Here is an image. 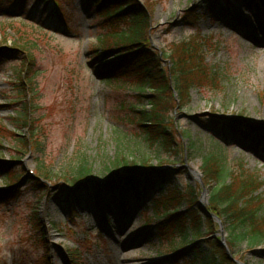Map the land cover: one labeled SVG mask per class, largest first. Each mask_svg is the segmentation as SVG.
Masks as SVG:
<instances>
[{"label":"rangeland","instance_id":"1","mask_svg":"<svg viewBox=\"0 0 264 264\" xmlns=\"http://www.w3.org/2000/svg\"><path fill=\"white\" fill-rule=\"evenodd\" d=\"M12 1L0 0V163L7 162L8 167L13 164L9 171L0 168V190L13 194L8 201L0 203V264H35L43 261L44 254L48 264H68L70 257L77 264H174L168 251L171 240L161 236L156 227L164 218L155 216L153 204L147 201L137 205L129 201V213L124 215L117 202L118 193L108 188L113 181L119 180L122 184L127 173L124 168L117 178L99 173L104 158L113 160L117 153L129 159H150L151 168L135 173L141 180L147 172L171 170L178 190L185 193L188 187L193 188L197 201H201L203 193L208 200L210 193L202 171L203 159L218 154L228 173L259 176L262 180L259 191L264 196V8L261 0H230L233 1L230 10L223 2L214 12L209 0H138L149 6L151 13L148 49L168 53L174 43L196 36L204 42L199 52L221 83L216 90L193 88L190 103L171 113L179 132H188L190 137L181 142L184 151L170 158L156 147L149 149L144 145L142 130L132 119L133 113H137L128 108L136 100L135 93L118 87V83L102 80L111 76L117 56H105L96 50L97 37L107 27L106 22L100 21L98 9L101 7H96L97 0H61L69 32L59 29L62 26L56 19L45 24L47 29L36 28L43 20L41 8L37 10L27 3L21 5L20 0H14L13 6ZM99 3L102 8L105 4L111 6L105 0ZM195 7L201 19L198 28L192 29L183 24L182 15ZM19 40L32 47L35 65L33 69L30 66L25 69L23 78L36 72L38 95L33 97L30 93L27 98H33L34 106L40 108L37 124L43 154L25 149L21 155L18 151L21 146L13 134L12 117L19 107L16 102L24 99L17 94L18 64L22 59L14 43ZM162 64L171 66L168 60ZM146 107L140 105L137 109ZM207 113L218 115L223 122H239L250 128L251 133L243 135L226 127L221 134L214 135L202 122ZM191 141L196 147L193 148ZM136 148L140 151H135ZM85 158L94 163L95 171L81 183L72 185L71 190L77 196L74 213L54 197L31 194L30 176L40 173V160L52 174L61 176L70 164ZM196 167L199 176L194 173ZM20 169L25 172L21 181L13 185L9 177ZM56 182L55 178L47 183ZM63 183L60 179L55 186ZM166 187L156 194L146 193L159 196L166 192ZM96 189H100L103 200L112 202L110 209L96 206L92 199ZM207 205L210 211L208 203L204 207ZM187 206L182 203L180 207ZM36 211L42 217L48 251L35 226ZM103 211L111 220L108 225L102 223ZM153 217L150 224L148 219ZM221 224L223 236L227 237V225L223 221ZM195 245L206 249L201 240L195 244L189 241L183 248L187 259L195 255ZM235 254L240 264H264V243L256 247L238 244Z\"/></svg>","mask_w":264,"mask_h":264},{"label":"trees","instance_id":"2","mask_svg":"<svg viewBox=\"0 0 264 264\" xmlns=\"http://www.w3.org/2000/svg\"><path fill=\"white\" fill-rule=\"evenodd\" d=\"M20 1L21 5L27 3L37 10L41 8L40 14L49 19L52 18V21L59 13L61 19L67 24L62 3V9L58 12L53 8L50 0ZM100 1L104 0L97 2V7H101L102 10L99 14L100 21L106 22L107 27L104 26L97 37L96 50L105 56H117V62L112 63L111 76L104 80L118 83V87L129 88L135 93L136 100L129 103L128 108L137 113V115L133 113L132 119L135 120L136 126L142 130L144 145L146 144L149 149L156 147L159 151L167 154L169 158L171 155H179L184 151L182 140L190 137V134L179 132L170 117L171 113L177 108L183 109L190 103V91L193 88L216 90L221 85L220 81H217V74L206 64L204 56L199 52L200 48L204 46L203 40L197 39L196 36L184 39L174 43L168 53L164 50L161 53L149 50L151 28L149 6L141 5L138 0H105L111 3V6L105 4L102 8ZM219 1L210 0L213 6ZM197 10L195 7L184 12L182 15L184 25L189 28H198L201 18ZM14 46L23 55L22 61L18 64L20 81L17 84V94L20 99L21 97L24 99L16 102L19 107L14 112L15 116L12 117L13 134L17 137V143L22 149L17 150L22 155L25 154L23 150L32 147L36 153L43 154V144L37 124L40 121L37 117L40 114V108L34 106L33 98L31 100L27 98L30 93L33 94V97L38 95L36 72L33 71L32 74L26 76V79L23 78L25 69L29 66L33 69L35 65L31 53L32 47L20 40L14 43ZM210 46H213L212 42ZM167 60L171 63L170 67H164L162 64ZM10 105L15 104L11 103ZM140 105L147 107L139 110L137 108ZM202 122L214 135L215 133L221 134L226 127L243 135L251 133V129L243 127L241 123L234 120H226L225 123L213 113H207ZM25 129L29 130L28 135ZM191 145L193 148L196 147L194 141H191ZM135 151H140V149L136 148ZM145 158L142 157L141 160L129 159L125 154L117 153L113 160L108 157L104 158L99 173L118 176L122 167L130 174L138 171L145 172L152 166L150 159ZM39 164L40 173L38 175L43 180L31 179L32 187L31 191L29 190L31 194L54 197L64 208L74 213L76 195L69 185H75L93 174L94 163L85 158L70 164L69 168L63 170L61 176L52 174L48 170V165L46 166L42 160ZM7 165L0 163V168L2 167L5 171L12 170V165L9 167ZM202 171L210 189V212L221 218L227 225V245L233 257L235 258L237 254H235V250L238 244L247 243L249 246L256 247L264 243V196L259 191L262 187L260 177L246 173H228L226 164L218 154L204 157ZM23 173L24 170L20 169L12 173L9 179L15 184ZM55 178L57 182L49 185ZM60 179L64 180L65 184L55 186L59 184ZM165 185L167 187L164 194L153 196L161 189V186ZM108 188L118 193L120 198L132 195L138 202L150 198L155 205L162 208L161 211L156 212L164 218L158 229L161 236L171 240L168 251L175 264H237L228 255L220 239L213 237L218 229L217 223L212 217L203 213L202 207L197 204L195 190L191 187H188L185 193L178 190L171 170H160L154 174L148 172L143 180L133 175L124 179L122 184L113 181ZM147 189L154 191L152 196L146 193ZM96 190L98 191L95 193L94 202L99 206L102 193L100 189ZM10 196H13L12 192L0 191V200ZM182 203L188 204L186 209H181ZM34 213L33 216L37 221L35 226L41 232V239L47 250L43 223L40 221L38 212ZM198 240L204 242L206 249L203 250L200 246L195 245V255L192 259H187L185 251L182 249L189 241L195 243ZM42 260L35 264H48L46 254L42 255ZM72 264H77L76 259L72 260Z\"/></svg>","mask_w":264,"mask_h":264},{"label":"water","instance_id":"3","mask_svg":"<svg viewBox=\"0 0 264 264\" xmlns=\"http://www.w3.org/2000/svg\"><path fill=\"white\" fill-rule=\"evenodd\" d=\"M115 177L117 178L118 176H115ZM129 177H131V176L125 175V176H123V179L129 178ZM117 181H119V180H117ZM205 195H206V193L203 194V198L205 197ZM217 221L221 224V221L219 219ZM221 243L224 246H226V240H225V237L223 236V229H222V234H221ZM227 251L229 252V250H227Z\"/></svg>","mask_w":264,"mask_h":264},{"label":"bare ground","instance_id":"4","mask_svg":"<svg viewBox=\"0 0 264 264\" xmlns=\"http://www.w3.org/2000/svg\"><path fill=\"white\" fill-rule=\"evenodd\" d=\"M194 173H195V175L199 176V170H198V167H196V168L194 169Z\"/></svg>","mask_w":264,"mask_h":264}]
</instances>
